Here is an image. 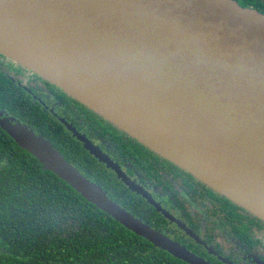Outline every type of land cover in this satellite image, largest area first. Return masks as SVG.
<instances>
[{
  "label": "water",
  "instance_id": "water-1",
  "mask_svg": "<svg viewBox=\"0 0 264 264\" xmlns=\"http://www.w3.org/2000/svg\"><path fill=\"white\" fill-rule=\"evenodd\" d=\"M0 53L264 222V14L234 0H0ZM2 128L44 170L154 248L185 264H211L112 200L29 127Z\"/></svg>",
  "mask_w": 264,
  "mask_h": 264
},
{
  "label": "flooded vegetation",
  "instance_id": "flooded-vegetation-1",
  "mask_svg": "<svg viewBox=\"0 0 264 264\" xmlns=\"http://www.w3.org/2000/svg\"><path fill=\"white\" fill-rule=\"evenodd\" d=\"M234 1L264 14V0ZM8 122L29 127L68 155L73 153L70 146L81 147L97 165L121 182L113 171L84 150L66 128L69 125L117 164L131 181L189 229L192 236L123 185L127 189L124 193L127 207L152 228L211 264H264V222L0 53V186L4 187L10 185L4 177L7 168L17 173L19 163L27 166L31 162L29 153L2 128Z\"/></svg>",
  "mask_w": 264,
  "mask_h": 264
},
{
  "label": "trees",
  "instance_id": "trees-1",
  "mask_svg": "<svg viewBox=\"0 0 264 264\" xmlns=\"http://www.w3.org/2000/svg\"><path fill=\"white\" fill-rule=\"evenodd\" d=\"M53 147L139 217L124 201L125 186L81 147L70 146L69 155ZM4 177L11 186H0V264H185L95 208L32 156Z\"/></svg>",
  "mask_w": 264,
  "mask_h": 264
}]
</instances>
